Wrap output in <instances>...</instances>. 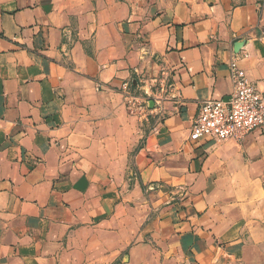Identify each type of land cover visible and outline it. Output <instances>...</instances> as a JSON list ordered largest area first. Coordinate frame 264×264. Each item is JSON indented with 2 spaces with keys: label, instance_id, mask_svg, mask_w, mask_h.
Masks as SVG:
<instances>
[{
  "label": "crops",
  "instance_id": "0c3cea01",
  "mask_svg": "<svg viewBox=\"0 0 264 264\" xmlns=\"http://www.w3.org/2000/svg\"><path fill=\"white\" fill-rule=\"evenodd\" d=\"M231 59L264 0H0V264H264V128L189 139Z\"/></svg>",
  "mask_w": 264,
  "mask_h": 264
},
{
  "label": "built area",
  "instance_id": "2783aa9c",
  "mask_svg": "<svg viewBox=\"0 0 264 264\" xmlns=\"http://www.w3.org/2000/svg\"><path fill=\"white\" fill-rule=\"evenodd\" d=\"M229 78L233 89L226 100L205 99L200 103L190 128V140L241 138L255 128H264V91L249 82L234 59L229 63ZM122 88L128 109L135 113L138 107L129 85L125 83Z\"/></svg>",
  "mask_w": 264,
  "mask_h": 264
},
{
  "label": "rangeland",
  "instance_id": "374dc122",
  "mask_svg": "<svg viewBox=\"0 0 264 264\" xmlns=\"http://www.w3.org/2000/svg\"><path fill=\"white\" fill-rule=\"evenodd\" d=\"M129 93L132 96L135 97V100H134L135 101V106L138 107L137 110H136L138 112L136 114H138V113L140 114V112L142 114L145 113V115H143L142 118H146V113L151 114L150 109L153 108V106H152L153 104L152 103H154V104L156 103L155 105H157V101L156 100L157 99L161 100L160 97H152V98L144 97V96L140 97L137 94H135L134 92H131L130 89H129Z\"/></svg>",
  "mask_w": 264,
  "mask_h": 264
}]
</instances>
